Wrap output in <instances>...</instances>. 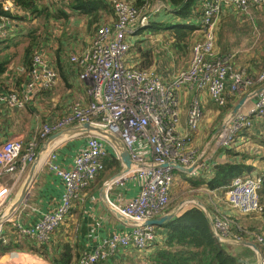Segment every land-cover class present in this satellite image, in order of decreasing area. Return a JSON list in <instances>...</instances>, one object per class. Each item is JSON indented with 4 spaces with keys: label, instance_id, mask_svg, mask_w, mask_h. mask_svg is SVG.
I'll list each match as a JSON object with an SVG mask.
<instances>
[{
    "label": "built area",
    "instance_id": "built-area-1",
    "mask_svg": "<svg viewBox=\"0 0 264 264\" xmlns=\"http://www.w3.org/2000/svg\"><path fill=\"white\" fill-rule=\"evenodd\" d=\"M113 2L116 17L113 24L99 27L91 46L75 53L70 59L79 67V78L86 84L87 101H75L65 116L43 124L38 137L29 142L25 152V142L21 137L10 138L0 144V208H4L36 160L38 144L51 135L71 126L89 123L113 132L122 140L133 162L127 171L124 170L126 165L119 151L105 136L98 133L79 135L87 138V144L77 154L69 170L57 163V145L51 147L44 162L65 182L62 201L55 211L45 214L36 224L28 228L19 226L23 236L35 237L40 243L48 242L70 214L73 201L105 168L104 160L109 157L110 150L113 151L124 171L111 179L108 187L131 179L140 182L139 196L124 207H116L118 212L136 221L138 225L127 235L114 234L106 239L95 252L84 256L85 264L105 259L121 247L133 246L145 250L149 242L155 239V226L146 223L161 215L170 204L176 173L173 164L191 167L206 150L199 152L198 149H191L195 131L199 129L205 115L200 97L203 91L208 92L214 103L225 107L228 106L230 95H240L244 90L261 86L255 90L258 91L254 96L257 97L255 104L247 111L241 109L227 120L214 141L218 148L231 147L244 128L254 125L255 114L264 116V70L256 77H251L244 71L236 70L226 56L216 52L215 20L224 4L245 9L250 4L262 5L264 0H204L201 18L203 36L194 43L193 56L187 70L177 73L170 81H165L155 68L140 69L127 62L131 49L129 39L137 29L149 25L150 14L147 10H138L127 0ZM0 3L6 11H19L11 0H0ZM10 24V18H1L0 42L10 33ZM58 76L59 73L48 61L41 54H36L26 90L22 93L0 91V105L22 109L30 100L31 92L37 88L53 89ZM183 87H190L195 93L189 104L185 125L182 124L180 106V91ZM209 153H206L194 173L209 167L213 160L208 157ZM6 177L11 179L9 184L5 182ZM261 187L262 176H237L226 190L228 204L234 211L245 215L260 211ZM221 217L228 219L229 223L217 214L213 216V228L219 242L247 241L233 231L235 222L232 216ZM8 221L13 222V219L4 218L0 221V239L4 237ZM238 228L262 247L255 253L260 257V263L264 264V238L255 233L248 235L249 231Z\"/></svg>",
    "mask_w": 264,
    "mask_h": 264
},
{
    "label": "crops",
    "instance_id": "crops-1",
    "mask_svg": "<svg viewBox=\"0 0 264 264\" xmlns=\"http://www.w3.org/2000/svg\"><path fill=\"white\" fill-rule=\"evenodd\" d=\"M47 5L50 6L52 10H57L59 7L64 8V4H60L55 0H49ZM161 5L164 4L162 3ZM13 14L18 17L27 16L26 13L24 11L21 12V10L14 12ZM106 20L110 22L108 24H111L113 23L114 18H107ZM11 21L10 36H7L10 41L7 44L11 46V48H9L10 52L13 50L14 43L26 40L28 38L27 35L29 34L24 30V25L20 23L21 21L28 22L27 20L11 19ZM87 21L88 18L86 16L74 13L69 21L64 19L60 24L53 26L50 29H45L43 25H40L43 30H40L39 33H44L45 42L43 46L44 54L42 55L48 61L49 65L59 73L57 83L51 90L44 91L43 89L37 88L35 91L31 92L30 100L22 109L12 108L5 104L0 105V144L7 139L21 137L24 139L25 145L27 146L31 140L38 137L40 128L43 124L55 122L65 116L70 111V108L75 101H87L88 95L86 93V84L79 78V67L70 60L72 55L84 51L92 42L94 35L91 36L88 34ZM44 30H49V36H46ZM68 31L71 35L66 37L64 32ZM59 32L60 35L58 36L57 34ZM23 37H25V39H23ZM195 40L196 37L194 41ZM3 46L4 44H1L0 48L2 49ZM14 62L15 61H13V63ZM153 62L151 68H155V58ZM19 64L16 67L21 71L23 70V67ZM248 64L249 63L246 65ZM16 67L14 69H16ZM11 68L12 67H10V69ZM15 77L16 74H13L10 77L8 91H17L19 93L24 92L27 88V84L20 89L16 88ZM172 78H170V80ZM165 79V81H170L169 78ZM260 87L261 86L257 85L251 89L250 93ZM194 95L195 93L192 91V97ZM200 97L204 104V110L207 113H211V108L215 103L211 100L208 92L203 91ZM237 97L241 96L230 95L228 103H232L234 107L240 101V99L236 100ZM190 98L191 93L186 87H183L180 91V100L182 109L181 118L182 124L184 125L186 122L188 104L191 102ZM256 100L257 97H252L245 103L243 109L247 110L252 107ZM256 123L257 122L254 120V125ZM254 125L252 127H254ZM67 137L68 136L65 135L58 137L56 141L50 144L49 150L51 147L57 145V163L63 169L69 170L72 168L77 154L86 146L87 138L82 136ZM47 142L48 139L41 141L38 144L37 153L42 150ZM242 142L245 143L240 144L241 146L238 148L239 150L249 148L248 146L251 143L250 136L244 138ZM197 144L198 146L200 145L199 140ZM251 149L253 150L252 147ZM49 150L42 155V161L36 170V174L25 201L11 214L13 222H7L5 224V233L7 231V233L10 234L7 235L10 238H17L18 235L22 237L23 235L19 230V226L28 228L29 226L36 224L45 214L55 211L62 201V195L66 188L65 182L56 172L50 170L44 162ZM199 152H201L200 149ZM217 152L218 151L216 150L215 157L212 161L217 158ZM219 156H221L222 160L226 157L224 153ZM32 164L27 173L21 179L10 203L6 207L17 198ZM123 169L122 166L121 169L108 171L107 174H98L96 179L80 192L79 197L73 201V207L70 214L47 243V253L42 249V243L38 242L35 237L26 238V240L22 237L20 239H22L23 251H13L1 256L0 264H2L5 259L15 260L13 264H52L50 259H46L41 255L33 253L32 250L39 249L51 257L53 254L62 252V247L64 248L66 245L72 249V264H85L84 256L95 252L106 239L114 234L127 235L131 233L135 228V225L126 223L120 219L117 216L116 207H124L130 200L139 196L141 191L140 182L136 179H131L122 184L113 185L111 188H108V199L102 192L103 186L115 175H118ZM5 182L9 184L11 182L10 177H6ZM195 199L202 201L200 196H197ZM202 202L205 204L204 201ZM206 207L208 208L207 205ZM216 209L217 212H219L218 207ZM208 210L212 217L216 215L214 212H211L209 208ZM222 213L231 215L232 210L231 212L228 210L222 211ZM163 215L166 214L162 213L158 217ZM127 219L130 220V218ZM158 229L159 228L157 227V231L161 232ZM161 238L162 236H158L157 241H155L153 245L150 244L149 248L144 251H139L133 246L125 248L121 247L107 258L101 259L98 264H148L149 256L160 247L159 243ZM229 244L232 243L229 242ZM236 246L239 248L244 247L242 245ZM234 251L238 254L240 253L237 249ZM256 259L258 260L257 255Z\"/></svg>",
    "mask_w": 264,
    "mask_h": 264
},
{
    "label": "trees",
    "instance_id": "trees-1",
    "mask_svg": "<svg viewBox=\"0 0 264 264\" xmlns=\"http://www.w3.org/2000/svg\"><path fill=\"white\" fill-rule=\"evenodd\" d=\"M4 1V0H1ZM16 7L24 11L27 16L18 17L15 14L6 11L3 4L0 3V20L2 17H8L12 20H27L37 21L44 19L42 24L45 29H50L56 26L66 19L69 21L72 15L78 14L88 18L87 29L88 34L93 36L96 34L99 27L104 24L110 23L107 18H114V2L113 0H69L68 2H60L64 4L63 7H59L57 10H52L47 5L49 0H11ZM140 11H146L154 0H127ZM164 5H158L156 7V14L150 13V23L148 26L141 28L135 35L129 39L131 42V49L127 55V62L129 64H135L140 69H147L153 66L154 55L153 51L144 48L143 44H139L136 41L139 35L150 32L160 33L164 31H170L174 39V45L178 50L186 48L191 45V39L200 31L202 32L201 18L203 14L202 5L204 0H162ZM262 6V5H260ZM259 6V7H260ZM258 8V7H256ZM223 12V10H222ZM166 16V17H164ZM113 21V22H114ZM54 22V23H53ZM113 24V23H111ZM41 27L39 26L35 30H31L27 35V41L14 43L13 50L15 54L10 52L11 46L7 43L10 41L9 38L4 39L1 44H4L2 49L0 48V91L7 93L9 87V79L13 74L15 77V87L22 88L31 79V72L33 68V58L36 54H44L43 46L44 33H39ZM46 36H49V30H44ZM10 34L8 35V37ZM201 39V38H200ZM138 42V43H136ZM194 44V43H193ZM192 44V45H193ZM22 46L23 50L21 53L20 64L23 70H18V67L13 70L10 69L15 57L17 55V48ZM227 48V47H226ZM262 53L257 58L259 65H253L255 59L250 61V72L256 74L260 70L264 69V42L261 46ZM43 56V55H42ZM227 57V55H226ZM259 59V60H258ZM231 62V61H230ZM232 64V62H231ZM234 66V64H232ZM247 67V65H246ZM261 67V69L259 68ZM44 90V89H43ZM7 91V92H6ZM45 91V90H44ZM241 97H237L239 100ZM228 106L233 107L232 103H228ZM250 129L244 128L237 136L235 143L231 147H224L218 150L217 158L209 164V167L200 169L198 173L190 176L200 175L202 177L211 176L210 179L192 180L193 186L206 187L211 190L222 189L225 191L232 184L234 178L240 175H253L258 173L262 175V187L260 190L262 209L259 211L260 215L264 217V171L257 170V159L260 158L259 163L264 162V154L257 155L253 153L252 149L245 148L243 151L238 148L240 144L245 143L242 140L251 134ZM254 136V135H253ZM261 137L260 144L264 146V137ZM24 148V151H26ZM225 154L224 160L221 159V154ZM105 168L100 172L102 175L107 174L108 171L121 169L122 165L119 160L116 159L113 151L110 152L109 157L104 160ZM177 174L180 171H175ZM202 180V181H201ZM201 200L205 201V195H201ZM210 210V206H208ZM168 211V209H167ZM165 211V212H167ZM233 231L237 234H241L245 240L253 239V237L247 236L245 232H240L235 218L232 216ZM157 227L161 232L157 231ZM155 227V239L149 242L153 245L157 241L158 236H162L159 243L160 247L149 256L148 264H244L241 254L236 253L232 248L234 244H225L218 241L215 236L210 220L204 211V209L197 205H186L178 214L167 224ZM164 231H163V230ZM14 230V229H12ZM254 231V228H250ZM7 231L4 232V237L0 239V257L13 251H23V246L20 238H30L27 236L20 235L17 238L8 237ZM19 237V238H18ZM37 240V239H36ZM49 242V241H48ZM41 244L42 249L47 253V243ZM247 248V247H246ZM145 249V250H146ZM62 252L53 254L49 257L43 251L39 249H33L32 252L41 255L44 258L50 259L52 264H72L73 254L72 249L66 245L62 247ZM140 251V250H139ZM100 261V260H99ZM98 261V262H99ZM98 262L93 264H98ZM80 264V263H79Z\"/></svg>",
    "mask_w": 264,
    "mask_h": 264
},
{
    "label": "rangeland",
    "instance_id": "rangeland-1",
    "mask_svg": "<svg viewBox=\"0 0 264 264\" xmlns=\"http://www.w3.org/2000/svg\"><path fill=\"white\" fill-rule=\"evenodd\" d=\"M221 1L223 2V0ZM161 3H163L162 0L152 1V4L147 9V12L150 14L155 11L154 14L157 15L158 12H156L157 10L156 7L158 6L157 4H161ZM259 6H260L259 4H250L245 9H237L234 6L224 4L222 6L223 12L221 10L215 16V20H217L216 52L223 56L227 55V59H229V61H231L232 64H234V68L236 70L244 71L249 75H251V77H256L261 72L260 70L254 75L250 72L251 71L249 68L250 65L248 64L246 67V64L250 63L252 59H255L256 62L257 58L262 53L261 46L264 42V3H262V6L260 7ZM28 22H24V21L20 22L21 24L24 25V30L27 31V33H29L31 30L32 31L35 30L44 23L43 19L37 20L33 23H28ZM136 31L138 32L139 30L137 29ZM169 33L170 31H164L160 33L146 32L139 35V38L136 41H139L140 45L143 44L144 48L149 49V51H153L152 56L154 55V58L156 59V65L154 67L156 68L157 72L162 77H164V79L169 78L170 80V78H172L177 73L179 72L181 73L187 70L193 56V50H192L194 46L193 43L199 40L200 38H202L203 31L202 32L199 31L194 36V39L196 37L195 41L192 37L190 41L191 42L190 46H187L186 48H182L180 50L176 49V46L174 45V39L172 38L173 36L170 35ZM57 35L59 36L60 32ZM64 35L66 37H69L71 33L69 31L64 32ZM23 39H25V37H23ZM26 40L22 41V43L25 42ZM89 46H91V44ZM17 49H18L17 55L14 60L15 62L11 65L13 69L19 64L23 47L20 46ZM11 52H14L12 53L13 55L15 54L14 50H12ZM257 63L258 62L254 63L253 65H256L258 67L259 65ZM259 68L261 69V67ZM186 88L191 93V98H192L191 88L190 87H186ZM250 91L251 89L242 91V94H240L241 96L240 100L244 98ZM215 104L211 108L212 109L211 113L209 112L207 113L204 110L205 113L204 118L200 123L199 129L195 131L194 134L193 142L191 144L192 150L200 149V151H203L206 148V145L208 144L212 136L214 135V133L216 132V130L221 126L224 118L226 119L230 111L234 108L231 106L221 107ZM180 106H181V100H180ZM250 108H248L247 110H249ZM188 109H189V104L187 111ZM242 110L247 111L244 110L243 107ZM181 115H182V109H181ZM254 116H255L254 119L257 123L254 125V127H252V129H250L251 134H249V136L251 143L248 146L249 148L247 149H251L252 147L254 149L253 150L254 154L261 155L264 154V146L260 144V142L262 143V141H261V137L259 136L264 137V116L257 114H255ZM186 117H187V112H186ZM198 140L200 141L199 146L197 144ZM258 141L260 142L258 143ZM27 146L25 145V147ZM219 149L221 148H218L216 144L213 143L210 153L208 154V157L214 158L216 150L218 151ZM243 150L244 149H242V151ZM256 159H257L256 164H258L257 165L258 168L256 171H264V162H261L259 164L260 158H256ZM188 175L187 173L184 172H180L178 174L175 173V181H174L173 189L171 191V201L169 206L167 207L168 211L166 209L165 211L167 212L164 211L163 212L164 214L170 213L172 210L177 208L181 203H184L182 208L179 210L180 212L186 205L190 206L196 204L194 202L195 198L197 196L201 197V195L204 194L205 198L202 199H205L204 201L205 204L207 206H210V208H212L211 212H214L215 214L219 215V217L222 218L224 221H227L228 219H224L223 217H221V215H228V214H224L222 213V211L228 210L229 212H231L232 210V213L229 216H233L235 218L236 223L239 227L249 231L248 235H252L253 233H255L257 236L264 238V217L260 215L259 211L248 215L236 212V210L234 211V209L228 204L225 189L224 191L222 189L211 190V189H207L204 186L203 187L193 186V184L191 183L192 180L194 181L200 179L204 180V178L210 179L211 176L202 177L198 174L195 176H190L189 178H185ZM253 176L259 177L262 175L254 172ZM217 207L219 209V212H217L216 209ZM5 208L6 207L0 208V213H5L6 211ZM4 218L6 220H10L12 219V216L8 215L5 216ZM250 228H254V231L250 230ZM4 239H6L5 236ZM247 241L255 243L258 246V249H262V247L255 239H249ZM225 244H229V242H226ZM234 246L235 248L233 247L232 250L237 249L240 252L239 254L242 255L244 261H247L248 264L256 263L257 254L255 253L256 252L255 249L248 246L247 248L246 246H244L243 248H239L238 246H236V244H234ZM140 250L144 251V249H140ZM13 262H15V260L5 259L3 260L2 264H13Z\"/></svg>",
    "mask_w": 264,
    "mask_h": 264
},
{
    "label": "water",
    "instance_id": "water-1",
    "mask_svg": "<svg viewBox=\"0 0 264 264\" xmlns=\"http://www.w3.org/2000/svg\"><path fill=\"white\" fill-rule=\"evenodd\" d=\"M257 94H258V91H255L253 93L246 95L244 98H242L239 101V103L237 105L234 106V108L230 111L228 118L225 119L222 122L221 126L216 130V132L214 133V135L212 136V138L210 139V141L206 145V150L204 151L203 154H201L198 157V159L194 165H192L191 167H184V166L180 165L179 163H174L173 167L177 171L184 172L187 174H193L196 167L203 161L206 153H208L210 151L212 144L214 143L219 132L226 125L227 120L230 117H234L242 109V107L245 105V103ZM84 133H98V134L105 136L115 146V148L119 151L121 158H122V162L124 165H126V168L124 170L127 171L132 167L133 162L130 158L128 150L126 149L122 140L117 135H115L113 132L105 130L102 127L92 125L89 123L68 127L62 131H59V132L51 135L48 138L47 144L45 146H43L42 150L38 153L36 160L32 164L30 171H29V173L25 179V182L23 184V187H22L21 191L19 192V194L17 195V198L8 207L5 208L6 209L5 213H0V221L2 219H4L5 216L11 215L25 201V199L29 193L31 183H32L34 176L36 174V170L38 169V166H39L40 162L42 161V155L49 150L50 144L52 142L56 141V139H58V137H60L61 135H65V136H68L67 138H70V137L79 136V135L84 134ZM124 170L120 171L118 173V175H120ZM115 176H117V175H115ZM108 188H109L108 183H106L102 189V192L107 199H108V197H107ZM194 202L197 205L201 206L205 210V212H206V214L210 220L213 232H214L215 236L217 237V233L214 231V228H213L214 227V221H213V217H212L210 211L208 210V208L206 207V205L202 201L195 199ZM183 205H184V203H181L177 208L172 210L170 213L163 215V216H160V217H157V218H154V219H150L146 224L147 225H154V226H162V225L167 224L176 216V214L179 212V210L182 208ZM117 216L126 223L134 224L135 226L138 225V223L136 221H134L132 219L128 220L124 215H122L118 211H117ZM231 243L236 244V245L246 246V247L248 246V247L255 249L257 252H259L258 246L253 242L232 241ZM257 257H258V260L256 261L255 264H261L260 263V257L258 256V254H257Z\"/></svg>",
    "mask_w": 264,
    "mask_h": 264
}]
</instances>
